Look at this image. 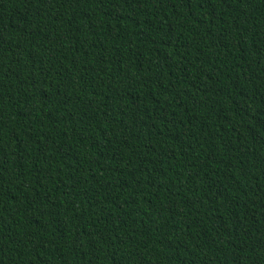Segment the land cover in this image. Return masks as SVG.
Instances as JSON below:
<instances>
[{
  "label": "trees",
  "instance_id": "obj_1",
  "mask_svg": "<svg viewBox=\"0 0 264 264\" xmlns=\"http://www.w3.org/2000/svg\"><path fill=\"white\" fill-rule=\"evenodd\" d=\"M0 264H264V0H0Z\"/></svg>",
  "mask_w": 264,
  "mask_h": 264
}]
</instances>
